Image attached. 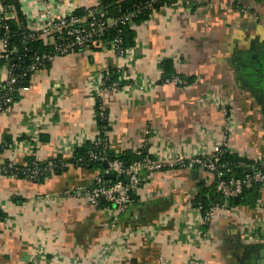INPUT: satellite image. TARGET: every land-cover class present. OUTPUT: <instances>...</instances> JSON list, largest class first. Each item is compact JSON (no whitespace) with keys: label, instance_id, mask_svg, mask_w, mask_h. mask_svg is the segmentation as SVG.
<instances>
[{"label":"crops","instance_id":"crops-1","mask_svg":"<svg viewBox=\"0 0 264 264\" xmlns=\"http://www.w3.org/2000/svg\"><path fill=\"white\" fill-rule=\"evenodd\" d=\"M97 1L19 3L37 31L49 17L83 13ZM238 2H181L130 25L136 37L123 61L95 47L33 74L28 90L0 113L6 147L0 168L24 167L31 158L69 163L77 148L100 135L96 98L107 112L115 155L137 154L146 143L152 160L172 162L210 154L228 135L226 151L262 166L264 2ZM1 60L0 43V85L7 78ZM116 67L120 90H98ZM174 76L188 85L163 81ZM215 103L227 108V118ZM100 174L70 166L37 184L0 173V264H264V239L250 241L243 228L264 219V209H254L259 201L264 206V186L254 204H227L202 225L203 213L193 205L207 179L201 169L141 170L134 205L124 214L104 199L93 209L83 198L65 197L91 188Z\"/></svg>","mask_w":264,"mask_h":264},{"label":"built area","instance_id":"built-area-1","mask_svg":"<svg viewBox=\"0 0 264 264\" xmlns=\"http://www.w3.org/2000/svg\"><path fill=\"white\" fill-rule=\"evenodd\" d=\"M18 2L20 0H17ZM158 0H151L143 6L136 7L133 11L127 12L122 17L116 20L104 19L103 15H99L101 8V1H97V6L93 8H87L84 10L83 15L77 16L75 13H67L63 16L49 17L43 26L37 30H30L27 26V30L34 32L40 40H43L45 44L54 46V55H42L36 56L31 64L29 71L33 74L44 70L42 66L45 62L53 64L57 58L66 57L72 53L91 49L95 47H101L105 51L112 52L119 60H124L127 55V50L121 49V39H115L107 41L104 39L105 33L117 24L131 23V20L145 11H150L151 17L154 16L158 11L153 9V5ZM181 2H192V0H178L173 6ZM15 0L6 7L2 6L0 12V22L4 19L16 20L14 13ZM172 7V6H171ZM169 7L165 6L162 10ZM98 11V12H97ZM102 11V10H100ZM103 12V11H102ZM150 17V18H151ZM1 59L5 62H9L11 57L17 53L16 48H10L6 39H1ZM7 70V78L4 81L5 89L8 91L13 90V87L17 84L19 76L15 74V68L13 66H5ZM121 72V68H114ZM108 72L105 73L98 84V90L106 89L113 92H118L121 88L120 84H113L112 86L105 88V80ZM172 83L176 86H187V82L180 77H175ZM1 87V86H0ZM28 87L19 88V94L22 91H27ZM13 102V98L8 97L0 101V104L10 105ZM217 108L220 109L224 117L227 118V108L222 105L215 103ZM97 101H95V108ZM10 108V107H9ZM9 108L6 110L8 111ZM96 117L105 118V110L100 105L99 111H96ZM226 134V133H225ZM148 135V132H147ZM221 145L216 146L210 154L196 155L190 158L179 157L172 162H164L161 160H152L149 157H145L142 161L134 162L130 166H125L124 163L118 159L109 161L106 158L101 160L107 161L109 168L104 173H113L115 175H121L128 177V184L117 182L114 184L105 183L103 177L100 175L94 179V184L91 188L83 190L76 189L73 191H66L65 197L68 199L80 200L83 198L86 203L93 209H97L100 206L101 199H104L117 207L118 213L124 214L128 212L134 205L135 199L131 196V192L138 189L142 180L140 178V172L146 169L152 173L163 168H174L180 167L183 169L187 168H199L207 174L208 184L211 185L217 194H219L227 203L244 194V192L251 190L254 186L261 184L264 186V164L261 166L263 171L257 170L255 167H251V174H247L242 178L231 177L228 175L230 169L226 165L220 164V155L224 152L223 149L227 146L228 135H225ZM96 147H108V142H102L96 139L92 142ZM146 149V143H144L137 154L141 156L143 150ZM91 160H99V157L95 153H90ZM34 168L30 171L28 180H33L39 175V169L36 166V162L33 164ZM64 168H69L70 163L63 162ZM12 167V165H9ZM53 166L50 164L51 169ZM3 167L0 168L2 174ZM263 203L259 201L256 211H263ZM221 208H225V205H213L210 210L201 217V224L206 225L213 218V216L220 211ZM243 228L248 231V239L250 241H256L258 239H264V219L258 220L250 225L243 224Z\"/></svg>","mask_w":264,"mask_h":264},{"label":"trees","instance_id":"trees-1","mask_svg":"<svg viewBox=\"0 0 264 264\" xmlns=\"http://www.w3.org/2000/svg\"><path fill=\"white\" fill-rule=\"evenodd\" d=\"M151 0H102L101 1V9L103 12L99 13V15H103L104 19L116 20L122 17L127 12L133 11L136 7H140L150 2ZM178 0H158L156 4L153 5V9L160 12L162 8L165 6L171 7ZM239 0H236V3ZM263 1L264 0H257ZM14 2V0H1L2 6L6 7L7 5ZM239 3V2H238ZM98 10V11H100ZM97 11V12H98ZM14 13L16 15V20H7L4 19L0 22V38L6 39L10 48H16L17 53L14 54L9 62L2 61V64L5 66H13L15 70V74L19 76L17 84L13 87V90L8 91L5 89V83L0 86V101L6 99L8 97L13 98V102L8 106L4 104H0V113L6 112V110L13 105V103L17 102L20 99V94L18 92L19 88L27 87L30 84L33 73L29 71L31 64L36 56L42 55H54L55 49L54 46L45 44L43 40H40L34 32L27 30V20L24 12L21 10L20 3L15 0L14 5ZM84 13V12H83ZM83 13H77V16L83 15ZM151 17L150 11H145L139 16L133 18L131 23L127 24H117L114 27H111L104 36V39L107 41H112L115 39H121V49L124 51L129 50L134 45V40L136 37L135 32L130 28L131 24H141ZM52 64L45 62L42 66L43 69L48 68ZM165 72L171 73L172 63L170 61L165 62L163 65ZM121 73L115 69L109 70L107 78L105 80V88L112 86L113 84H120ZM176 76L172 78H164L163 81H171ZM180 77V76H179ZM181 78V77H180ZM182 79V78H181ZM184 80V79H183ZM189 83L187 80H184ZM122 87V85H121ZM97 106L96 111H99L100 102L96 98ZM97 118V122L99 127L101 128L100 135L97 139L101 140L103 143L108 142L107 132L109 128V122L107 117V112L105 111V118ZM6 147L0 145V153L5 151ZM224 152L220 155V164L226 165L228 169H230V173H228L231 177L242 178L247 174H251V167L255 166L257 170L263 171V168L259 165L254 164L253 161L246 160L244 158H240L236 155L230 154L226 149H223ZM90 153H95L99 157V160H91ZM145 157L150 156L147 154L146 150H143V154L139 156L138 154H121L115 155L113 154L108 147H99L96 148L92 142H87L83 146L77 148L75 150L74 156L69 160V163L73 167L84 168L88 170H93L96 172H102L100 174L103 177L104 174V166L102 158H106L109 161L118 159L124 163L125 166H130L134 162L142 161ZM36 162V166L38 167L39 175L30 180L31 182L40 184L46 178L51 177L57 172H64L68 168H64L62 166L63 162L61 159H57L53 162L41 164L37 160L31 158L28 160L26 166L24 167H9V165H4L2 175L4 177H14V178H22L28 180L30 171L34 168V163ZM50 164L53 166L51 169ZM199 169V168H197ZM208 178L205 180H201L197 186V195L193 200V205L195 208L199 209L203 215H205L210 208L215 205H233L234 202L230 200L228 203L215 192V189L211 186H207ZM117 182H122L124 184H128V180H124L121 178L119 181L110 180L105 181L107 185L114 184ZM263 185L258 184L254 186L253 189L244 192L242 196H240L239 203L240 205H251L257 202L261 197V188ZM131 196L135 199L134 191L131 192ZM100 205L103 203L100 201ZM4 214L0 212V222L4 221Z\"/></svg>","mask_w":264,"mask_h":264},{"label":"water","instance_id":"water-1","mask_svg":"<svg viewBox=\"0 0 264 264\" xmlns=\"http://www.w3.org/2000/svg\"><path fill=\"white\" fill-rule=\"evenodd\" d=\"M99 13H102V11ZM103 166H104V169L107 170L109 168L108 162L104 161ZM121 178H123L124 180H128V177H126V176L115 175L113 173H104L103 174L104 181H110V180L119 181ZM239 200H240L239 197L234 198V200H233L234 204L238 205Z\"/></svg>","mask_w":264,"mask_h":264}]
</instances>
